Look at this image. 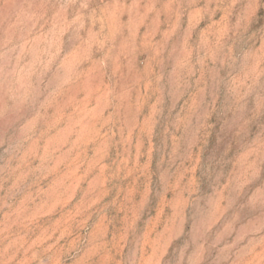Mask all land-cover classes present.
<instances>
[{
	"label": "rangeland",
	"instance_id": "1",
	"mask_svg": "<svg viewBox=\"0 0 264 264\" xmlns=\"http://www.w3.org/2000/svg\"><path fill=\"white\" fill-rule=\"evenodd\" d=\"M0 264H264V0H0Z\"/></svg>",
	"mask_w": 264,
	"mask_h": 264
}]
</instances>
